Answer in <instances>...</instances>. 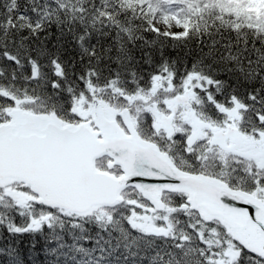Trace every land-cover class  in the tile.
<instances>
[{
  "label": "snow or ice",
  "instance_id": "snow-or-ice-1",
  "mask_svg": "<svg viewBox=\"0 0 264 264\" xmlns=\"http://www.w3.org/2000/svg\"><path fill=\"white\" fill-rule=\"evenodd\" d=\"M0 264H264V0H0Z\"/></svg>",
  "mask_w": 264,
  "mask_h": 264
}]
</instances>
